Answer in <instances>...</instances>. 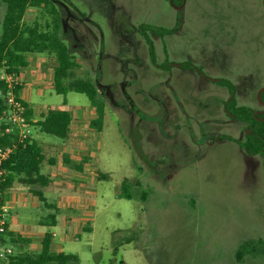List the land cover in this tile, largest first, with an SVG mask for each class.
Instances as JSON below:
<instances>
[{"label":"rangeland","instance_id":"1","mask_svg":"<svg viewBox=\"0 0 264 264\" xmlns=\"http://www.w3.org/2000/svg\"><path fill=\"white\" fill-rule=\"evenodd\" d=\"M61 1L96 24L70 19L66 9L52 0L59 12L60 35L77 62L72 77L95 82L106 103L104 111H97L86 94L76 91L66 95L65 103L64 95L54 88L56 59L46 53L28 54L29 65L18 76L17 86L34 118L40 119L53 107H68L75 119L72 140L77 145L85 140L89 148L86 186L57 182L49 187L56 194L47 192L63 210H73L69 232L81 233L64 239V250L77 253L82 264H264L262 163L248 162L229 140L189 144L170 123L162 125L161 108L155 113L150 108L152 112L144 111V122L131 128L130 114L114 104L122 95L120 35L130 25L148 19L160 22L163 14L170 17V6L165 0ZM5 12L0 0V36ZM50 19L44 7H30L24 22ZM183 19L179 37L190 57L219 78L244 82L242 102L253 105L256 85L264 78V1L187 0ZM87 28L93 32L86 40ZM72 34H78L79 41ZM4 73L0 68V76ZM103 82L112 86L115 98L107 97L108 85ZM191 86L196 93L204 90ZM226 90L221 89L224 95ZM81 126L85 136L79 132ZM32 135L39 144L64 141L38 126L32 128ZM73 195L87 199L83 210L82 200L67 207ZM26 210L18 205L10 213L26 222L28 215L36 219L49 212L44 204ZM79 225H88L91 231ZM54 229L61 233L60 226ZM0 264H8L7 259Z\"/></svg>","mask_w":264,"mask_h":264},{"label":"flooded vegetation","instance_id":"2","mask_svg":"<svg viewBox=\"0 0 264 264\" xmlns=\"http://www.w3.org/2000/svg\"><path fill=\"white\" fill-rule=\"evenodd\" d=\"M54 1H58L66 9L70 19L88 20L95 24L84 13L82 14L85 17L68 10L61 0ZM165 2L172 9L170 17L168 14H163L160 22L156 23L148 19L136 26L130 25L131 27L120 35L123 41L120 46L123 50L118 83L122 95L121 98H115L112 86L103 82L104 85H108L107 97L112 95L115 98L114 104L122 109L121 112L130 114V123L134 124L131 128L144 122L141 115L144 111H150V108L153 110L150 112L155 113L161 108L164 110V120L160 121L162 125L166 126L170 123L176 128L175 133L178 131L182 136H186V141H190L189 144L196 145L201 142L214 145L219 141L229 140L246 154L248 162L254 163L257 160L264 167L263 153H249L243 145L247 135L251 134L250 122L234 114L228 107L229 102L235 98L238 106L249 108L256 120L264 122V100L261 97L264 84L256 85L252 97L253 105L243 103L238 94L239 86L235 81L219 78L207 70L204 63H199L190 57L189 51L186 46L184 47L179 36L183 32L182 24L187 0H181L179 3H175L174 0L172 2L165 0ZM78 11L81 13L79 9ZM162 29L168 30L161 32ZM92 32V28H87L86 40ZM72 35L74 40L79 41L78 34ZM178 50V54L174 55L173 52ZM209 65L212 66L211 63ZM223 79L233 83L234 93L227 84L220 81ZM191 85H198L204 90L201 92L197 90L196 93L192 91ZM222 87H227L225 91L227 94L224 95L223 90L221 91ZM128 89H131L130 92Z\"/></svg>","mask_w":264,"mask_h":264},{"label":"trees","instance_id":"3","mask_svg":"<svg viewBox=\"0 0 264 264\" xmlns=\"http://www.w3.org/2000/svg\"><path fill=\"white\" fill-rule=\"evenodd\" d=\"M6 7L4 19L2 21V33L0 36V68L4 69L6 74L20 75L24 68L28 67V54L46 53L56 59L57 65L54 67V88L58 94L64 95V102L67 103L66 95L70 91L84 93L88 97L92 106L97 111H104L105 102L99 94L98 88L92 79L74 78L72 73L77 66L69 46L60 35L61 23L59 12L52 0H1ZM181 2V0H174ZM30 7H44L51 14L50 21L28 24L24 22V17ZM177 27V26H176ZM168 29H162L161 32H167ZM170 30V29H169ZM227 84L232 93L235 92V86L227 79L220 80ZM0 89L3 93L7 92V84L0 79ZM21 86H17L15 93L20 95ZM264 100V91L261 95ZM27 107L29 108L27 102ZM6 107L5 99L0 97V115ZM229 109L240 118L250 122L251 134L247 135L244 147L249 153H263L264 155V122L256 120L251 114V110L245 106H238L235 98L229 102ZM264 115V114H263ZM27 117L30 123L37 124L41 130L57 135L61 138H67L70 133L73 113L68 109L50 108L41 114L38 121L32 122L33 111L29 108ZM95 121V120H94ZM93 121V122H94ZM94 124V123H93ZM6 126L2 125L0 130V141L3 146L16 142V147L11 152L9 158L3 163L6 170L4 181L1 183L3 190L10 189L16 178H21L27 184L46 185L50 178L42 172V164L45 159L43 149L35 139L26 142H19L5 132ZM101 178H106L104 174ZM41 196V192L34 190ZM126 196H130L126 194ZM57 212L50 215L51 224H56ZM11 240L18 243L19 247H25L27 240L16 238L11 234ZM52 234L46 233L40 252L21 250L10 255L7 259L9 264H81L80 256L77 253L55 251L52 249Z\"/></svg>","mask_w":264,"mask_h":264},{"label":"crops","instance_id":"4","mask_svg":"<svg viewBox=\"0 0 264 264\" xmlns=\"http://www.w3.org/2000/svg\"><path fill=\"white\" fill-rule=\"evenodd\" d=\"M235 82L239 86L238 94L240 97H242L244 82H237V81ZM263 84H264V79H260L258 85H263ZM25 92H26V96L29 95L28 91ZM26 102L27 104L29 103L27 99ZM56 108L70 110L68 107L62 108L57 106ZM38 120L39 118H34V116L32 117V122H36ZM74 120L75 119L73 118L69 136L67 138H63L64 141L62 143L60 142L55 144L53 142L47 145V143L42 142V144H39L42 147L43 154L45 156V159L42 164V172L50 178V182L46 185H42L39 183L27 184L24 181H22L21 178L18 177L15 179L14 185L10 189L6 190L5 199L7 204L9 205V225H8V232L2 237L0 243L6 246H11L14 249L15 253L18 252L19 249L29 250L33 252H40L42 249L43 239L46 233L48 232H50L53 236L52 249L55 251H65L63 244L64 239L67 240V239H75L77 237H81V233L74 232V234H72L69 232V230H71V227L73 226V221H74V217H73L74 215L73 213H71L73 212V210L71 209V212H66V210H63L65 208L57 204L56 202L57 199H54L52 201L50 200L49 195H47V192L49 191L53 192L52 194H56L53 190L54 188H49V187L50 185H52L53 187L57 186V182H59L63 186L66 185L68 187L70 186L75 187V185L77 184H79L80 186H86V183L83 182V180L86 179L85 175L88 174L86 173V169H84V166L88 163L89 148L88 145H86L87 143L85 140H81L79 142L80 146L77 145V143H75L74 140H72L70 135L74 130ZM34 126H38L39 129L41 130L39 125L31 123L32 139H35V137L32 135V128ZM80 128L81 130L79 132L81 134L84 133L85 136L86 133L83 130L84 126H81ZM20 188L24 191L23 192L20 191ZM34 190L41 192L42 195L39 196L34 192ZM60 197L61 196H59L58 199L61 201L62 199ZM75 200L76 201L82 200V210L84 209V207H86V204L84 205L83 203H86L87 199L84 198L83 200V198L81 199L79 197H76V195L70 196L71 202L68 201L67 207L72 208L73 207L72 202H75ZM15 204L17 206L20 205V207H22L24 211L26 209H34V208L39 209L44 204V207L48 209L49 212L48 214L42 215L41 217L37 216L36 219L30 218L28 215L26 218V222H23L19 220V216H12L10 213L11 209L17 207ZM88 205H90V201ZM57 210L58 213L56 217V224L52 225L51 224L52 220L50 219V215L52 213L57 212ZM38 225L39 227H37ZM59 226L61 228V233L54 229V228H58ZM79 227L84 231L85 230L88 232L91 231V228L88 227V225H79ZM11 234L14 235L16 238L21 237L27 240L26 246L20 248L18 243H15L11 240L10 238ZM7 242H9L10 245H7Z\"/></svg>","mask_w":264,"mask_h":264},{"label":"built area","instance_id":"5","mask_svg":"<svg viewBox=\"0 0 264 264\" xmlns=\"http://www.w3.org/2000/svg\"><path fill=\"white\" fill-rule=\"evenodd\" d=\"M17 74H6L0 76L7 84V92L3 93L0 89V97L5 99L6 107L1 111L0 128L2 125L6 126L5 132L17 139L19 142H26L31 137V123L27 117L28 107L26 100L20 94L15 93L18 82ZM0 135L2 132L0 130ZM16 142L3 146L0 141V241L2 237L8 232L9 225V205L5 199L6 191L1 188V183L4 181L6 170L3 168V163L9 158L11 152L16 147ZM14 249L11 246H6L0 243V260L8 259L13 255Z\"/></svg>","mask_w":264,"mask_h":264},{"label":"water","instance_id":"6","mask_svg":"<svg viewBox=\"0 0 264 264\" xmlns=\"http://www.w3.org/2000/svg\"><path fill=\"white\" fill-rule=\"evenodd\" d=\"M171 2H172V0H171Z\"/></svg>","mask_w":264,"mask_h":264}]
</instances>
